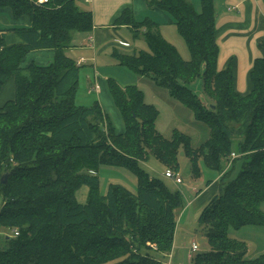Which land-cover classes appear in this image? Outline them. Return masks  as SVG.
Wrapping results in <instances>:
<instances>
[{"label":"trees","instance_id":"obj_1","mask_svg":"<svg viewBox=\"0 0 264 264\" xmlns=\"http://www.w3.org/2000/svg\"><path fill=\"white\" fill-rule=\"evenodd\" d=\"M35 1L0 0L14 19L29 21L26 27L0 28V91L9 79L15 89L14 98L0 107V180L7 176L0 183V228L7 230L0 264H163L157 255L171 252L183 201L138 163L154 158L176 172L181 149L192 176L199 175L200 157L220 176L217 192L196 221L209 251L192 256L191 264H264V254L246 259V247L228 237L230 228L264 226V56L254 59L250 91L241 95L231 69H217L213 0H201L199 13L187 0H146L171 18L189 61L157 24L137 22L124 10L114 24L127 27L134 40L142 38L148 51L114 49L111 57L166 91L208 128L209 136L197 149L176 130L165 139L155 127L158 112L142 92L107 79L124 127L118 134L98 102L90 107L74 102L79 67L65 50L74 33L91 31V13L75 0ZM6 33L20 43L6 44ZM45 49L53 51L49 64H23L29 53ZM201 70L203 100L189 88ZM237 163L235 178L226 182ZM101 166L130 170L136 192L110 184L100 195ZM81 186L88 188L83 204L75 197Z\"/></svg>","mask_w":264,"mask_h":264},{"label":"rangeland","instance_id":"obj_2","mask_svg":"<svg viewBox=\"0 0 264 264\" xmlns=\"http://www.w3.org/2000/svg\"><path fill=\"white\" fill-rule=\"evenodd\" d=\"M36 3V1H35ZM199 0H194L193 5H197ZM216 8L219 5V0H215ZM162 29L166 34V39L172 45L184 61L191 59L190 53L186 47L184 40L178 34L175 25L166 24L161 22ZM130 43L133 45L136 52L148 51L147 45L142 38L133 40L130 38ZM111 52L98 60L96 66L97 76H99L105 84V76L108 79H117L121 83L128 86H135L142 92L146 104L152 105L158 112V117L155 123L157 131L165 138L170 139L173 130H176L190 139V145L193 149L200 148L201 145L208 139L209 130L201 123L194 120L193 114L184 108L178 101L170 98L166 91L159 89L149 79L139 76L135 72L118 66L110 59ZM30 57H26L24 65L30 61ZM90 64L85 63L79 66V78L76 87L75 104L77 106L90 107L95 100L96 91H91L90 87L94 85V74ZM97 82V80H95ZM190 90L195 94L199 100H203L202 93V70L199 77L189 86ZM8 87L3 90L0 100L10 98ZM0 101V102H1ZM110 122L112 120L110 118ZM235 151V145L233 146ZM178 170L174 172L181 178L182 183L176 185L173 181L163 177L167 168L154 158H148L140 161L138 164L149 177L159 180L166 188L168 193L179 192L183 201V208L177 213L176 228L173 236V243L171 252L168 254H158L157 259L163 264H191L188 259L191 243H195L198 251L193 253L192 256L198 253L209 251V244L197 226V217L202 207L209 200L212 188L209 189L207 183L214 185L215 181L219 180V175L216 171L207 168L202 160V157L197 160V169L199 175L197 177L191 174V165L188 155L184 154L181 149L176 157ZM228 165L226 170L228 169ZM239 171V164L229 172L226 182L235 178ZM97 176L99 179L98 193L104 195L107 191L108 185H119L128 191L135 193L137 189V180L135 175L128 169L123 167H109L101 166L98 169ZM197 191H201L196 195ZM88 188L81 186L75 193L78 203H85L87 199ZM1 204V199H0ZM260 209L264 214V202L261 204ZM7 230L0 228V250L5 249L4 238ZM228 237L242 243L246 249V259H256L264 254V226H245L239 229L230 228L228 230Z\"/></svg>","mask_w":264,"mask_h":264},{"label":"crops","instance_id":"obj_3","mask_svg":"<svg viewBox=\"0 0 264 264\" xmlns=\"http://www.w3.org/2000/svg\"><path fill=\"white\" fill-rule=\"evenodd\" d=\"M187 1L193 5L194 0ZM75 2L81 10H88L91 13L92 29L88 33H74L65 54L75 64L82 60L78 67L87 62L90 64L94 70V85L90 87V90L96 91L93 100L98 102L109 119L111 118L116 133L121 134L124 127L108 93L106 85L108 76L103 75L105 84L99 76L96 78V69H98L96 64L102 55H106L109 51L112 53L114 49H117L121 54L136 52L130 43V38L133 39L131 31L125 26L115 25L114 22L124 10H128L137 22L149 19L157 24L160 34L169 43L161 22L170 25L172 20L157 8H149L146 0H75ZM200 2L201 0L197 5H193L198 13L201 10ZM213 6L215 38L218 46L217 69L230 68L234 76L236 91L245 95L250 91L249 74L252 63L255 58L264 56V0H219L217 8L215 0H213ZM28 25L29 21L26 17L14 19L10 8H0V28L26 27ZM4 37L8 45L20 43L13 33H6ZM120 42L128 44L127 50L119 48ZM29 56L32 57L25 65L34 62L44 66L52 61L53 51L51 49L37 50L29 53L27 57ZM110 59L115 62L111 55ZM115 82L122 88L128 86L126 84H130L118 82L117 79ZM6 87L11 91L10 98L0 100V107L14 98L13 79H9L2 87L0 96ZM94 87H97V90H94ZM218 181L216 180L213 186H211L212 183L208 185L209 189L212 188L208 199L217 192ZM200 192L197 191L196 195H199Z\"/></svg>","mask_w":264,"mask_h":264},{"label":"built area","instance_id":"obj_4","mask_svg":"<svg viewBox=\"0 0 264 264\" xmlns=\"http://www.w3.org/2000/svg\"><path fill=\"white\" fill-rule=\"evenodd\" d=\"M46 1H47V0H37L36 3H37V4H41V3H44V2H46ZM118 46H119L120 48H123V49H126V48L129 47L128 44H127V43H124V42H120V43L118 44ZM81 62H82V60H80V62L77 63L76 65L78 66ZM94 90H97V87H94ZM230 158H231V159L235 158V154H231ZM163 177H164L165 179H168V180L173 181L176 185L182 183L181 178L178 177L174 172H172V171L169 170V169H167V170L164 172ZM197 251H198V247H197V245H196L195 243H191L190 252H189V254H188V256H187L188 259L190 260L191 257H192V254L195 253V252H197Z\"/></svg>","mask_w":264,"mask_h":264},{"label":"water","instance_id":"obj_5","mask_svg":"<svg viewBox=\"0 0 264 264\" xmlns=\"http://www.w3.org/2000/svg\"><path fill=\"white\" fill-rule=\"evenodd\" d=\"M6 179H7V176L4 175V176L1 178L0 183H1V184H5V183H6Z\"/></svg>","mask_w":264,"mask_h":264}]
</instances>
